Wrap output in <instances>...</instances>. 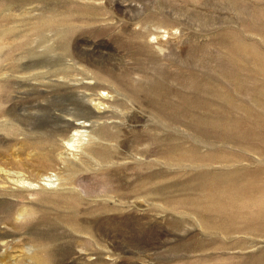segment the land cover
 <instances>
[{
	"label": "rangeland",
	"instance_id": "1",
	"mask_svg": "<svg viewBox=\"0 0 264 264\" xmlns=\"http://www.w3.org/2000/svg\"><path fill=\"white\" fill-rule=\"evenodd\" d=\"M65 69L111 85L94 98L133 109L125 120L122 106L85 99L130 126L113 163L88 153L111 144L94 118L67 116L87 126L62 136L57 166L44 161L40 131L27 138L23 107L45 103ZM151 126L181 136L184 164L175 148L146 157ZM85 159L69 179L64 160ZM163 170L166 194L136 189L141 178L159 187ZM207 172L222 180L202 192L195 182ZM231 194L247 201L233 213L195 206ZM0 264H264V0H0Z\"/></svg>",
	"mask_w": 264,
	"mask_h": 264
},
{
	"label": "bare ground",
	"instance_id": "2",
	"mask_svg": "<svg viewBox=\"0 0 264 264\" xmlns=\"http://www.w3.org/2000/svg\"><path fill=\"white\" fill-rule=\"evenodd\" d=\"M51 48H53V49H51L52 51L54 49H56L53 46ZM47 60L50 63H55L56 62V59H54L52 57L50 59H47ZM79 74H81V72H79L78 70H74V69L73 70L72 69H65V70H61V71L58 70V72H56L53 76H61L62 78H64V80L63 81H60L59 79H55L53 82H50V80H52V79H49L48 82L50 83V85H48L47 87L45 86V88H48L46 90L47 91L50 90V91H49L48 97L47 98H45V97L43 98L45 100V103H37L36 105L31 104V105H28L27 107H23V108H25V112H26L25 114H23L24 116L22 117V125H23L24 129L27 132V134L26 133L25 134H26V136H27L28 139L32 140V138H36V137H34V135L36 133V132H34L35 129L37 131H40V133L37 132L38 133V136L40 138V140H38V141H41V142L43 141V142L46 143V148H44L45 154L43 153L44 154L43 157L45 158L44 161L48 164V166H57L58 164H60L59 163V154H58L57 150L60 147V144H59L60 141L59 140L64 139L62 136H64L67 132H69L71 130L74 131L71 134V136H73L74 134L76 135V133L82 132V131H80L81 128H84V127L87 126V123L85 122V120L82 121V122L79 121V123H72V122L69 121V118H67V116H71V117L72 116H75V117H83V118H86L88 120L91 119V118L92 119L94 118V121H96V122L99 123V126H97L98 127L97 128V131L95 132L97 134V136L100 139H102V140H106V141L111 142V144L108 145V146L102 145L99 148H96V149L92 148V149H90L88 151V153L92 157H95V158H97L98 160H100V161H102L104 163L110 164V163H113L114 162V157H115L116 154H119V155L124 154L119 148L120 147H123V144L125 143L126 133L128 131H130V130H128L130 128L129 124L126 125L124 123V120L122 122H115V121L109 122L108 120L109 119H112V118H122L121 114L118 113V112H116L117 110H106V109L103 110V111H99V112H93V111H91V109L87 105L85 99L86 98L98 99L99 100L98 103L99 104H105V106L107 105L106 103L110 104V106L113 105V104H116V108H119V106H122L121 107V110L122 111L125 110V112L123 114L124 117H125V120H129V118H131L132 116L135 115L133 113V109L132 110L129 109L131 107H127V103H125V102H122L121 103L120 102V99L118 97H116L114 101H111L109 99L104 98L103 97L104 95L94 98L93 96L96 95L97 94L96 92L98 90H100V89H101V91H103V90H109L110 89L108 91L110 93L111 90H112L111 85H108L106 83L104 84V83H94V82L91 84V83H88V82L81 81L78 78V75ZM98 78L99 79H102V80L104 79L105 81H109L111 84H114V82H112L109 79H106L104 77L102 78V77H99L98 76ZM60 85L65 86V88H60L59 87ZM38 87H40V88H38ZM42 87H44L42 84L41 85H37V88H38L37 93L43 94V92H45V90H42ZM34 88H36V86ZM203 88H204V86H203ZM60 91H63L64 94H62L63 96L57 97L56 92H60ZM89 91H91V93H88ZM199 92H200V90H199ZM221 92L222 91L215 90V89L214 90L211 89L208 93H210L209 95H212L214 97H216V96L219 97V96H222V93ZM103 93L104 92H100V95L103 94ZM205 94H207V93H205ZM227 96H229V95H227ZM243 96H244V94H243ZM224 100H225V98H224ZM232 100H234V99L232 98ZM199 102H201V101H199ZM241 104L242 103H240V105ZM71 105L73 107H71ZM228 105H230V104H228ZM254 107H255V109L256 108H260L261 107L260 102L259 101H255ZM231 108H232V106H231ZM251 108H253V107H251ZM239 109H240V107H239ZM247 109H248V107H247ZM99 110H101L100 107H99ZM261 110H262V108H261ZM136 115H137V113H136ZM3 118H5V117H3ZM138 119H139V117H138ZM99 121H102V122H99ZM111 128L119 129V131L121 133H119L118 131H110ZM181 128H183V127L181 126ZM149 130H150V132H148L146 130L148 133L145 134L148 137L147 140L148 139H151V140H153L157 144H154V146H155L154 148L153 147L152 148L150 147V148H148L147 150L144 151L146 153V157L148 158L149 156H151V153H153V152L155 153L157 151L159 153H162V155H164L163 157H165V156L167 157V154L168 155L170 154L172 148L173 149L175 148V151L178 152V158H176V157H175L176 159L174 158V163H175V160L177 161V159H178L179 164H180L182 162V160H183V152L185 150V144L183 143V140L181 139V136L178 135V134L175 135V136H171L170 134L169 135H167V134L160 135L159 126H155V127L151 126V127H149ZM166 130H168V129H166ZM177 131H179V130H177ZM179 132H177V133H179ZM145 139H146V137H145ZM36 142L34 140V143H36ZM128 142H130V141H128ZM64 143H65V141H64ZM67 143H69V141H67ZM140 147L141 146H139L138 148H140ZM193 151H196V150H193ZM190 152L193 153L192 151H189V154H190ZM215 153H214V155H216ZM208 154H209V152H208ZM186 155H187V153H186ZM186 155H184V156L186 157ZM191 155H193V154H191ZM194 155H196V153ZM212 155H213V153H212ZM40 156H41V154L39 155V157ZM141 156H142V154H141ZM141 156H140V159H141ZM185 157H184V159H185ZM162 159H164V158H162ZM170 159H168V160H170ZM204 159H206V157ZM214 159H215V157H214ZM168 160L167 161L164 160L167 163V165H168V163H170V161H172V160H170L168 162ZM211 160H210V163L213 161V160L212 161ZM178 161H177V164H178ZM196 161H198V160H196ZM64 162H66V164H65V166H63V168L66 171L69 172L68 173V176L69 177L68 176L67 177L69 179H71V180L73 179V175L75 174V172H77L78 170H83V169H87L88 168V163H87L88 161L86 162V159L84 160L82 166H78L77 164L72 163L69 160H64ZM206 163H208V162H206ZM141 164H143V163H141ZM181 164H184V163H181ZM141 171H142V166H140V170L138 172L141 173ZM209 173L210 172H207V173L202 174L198 178V180L195 182V186H197L201 190L204 189L202 192L206 191L205 189L206 188H209L210 187L209 185L211 183H218V182H220L222 180V178L219 177L217 174L215 175V173H212V174H209ZM235 173H236V171L234 170V172H232V174L234 175ZM239 173L237 172L236 174H239ZM229 176H230V174H229ZM157 177L160 178V181H162V184L159 187L158 186L157 187H148L147 186V183L145 182V180L143 181V178H141L138 181V185H136V189L145 188V190H146V192L148 194H154V193H157V194H166V192L168 190L167 189L168 188V185L165 183L166 182V178H168L167 177V171H165V170L161 171L160 173H158ZM132 182H134V181H132ZM123 186H124V184H123ZM234 190L236 191L238 189H236V187H235ZM206 192H205V194H206ZM223 192H226V191H223ZM235 194H231V199H230V201L228 200V203H224L225 201L223 202L224 204L220 203V201H218L219 203H217V202H211L210 199H209V202H210L209 204L210 205L207 204L208 206H206V205H200L199 203H197V205H195V206L197 208L200 207L199 210L202 211L203 214H205L206 212H212V213L219 212V214L228 213V212L230 213V211L232 212V210H234V209L237 208V204H240L238 202L240 200H237L236 199ZM207 195L208 196H212V192L207 193ZM213 196H215V195H213ZM233 196H234L235 199H233ZM215 197H218V196H215ZM206 198H207V196H206ZM200 199H201V197H200ZM202 199H203V197H202ZM211 200H212V198H211ZM241 200H244V199L242 198ZM206 201L208 202V200H206ZM235 201H237L238 203L236 204ZM203 202H205V201H203ZM246 202L247 201H245V203ZM245 203L243 202L238 207L245 206L246 205ZM196 215H197L198 222H200L201 224H203L202 222H204V217L203 216L198 217V213H196ZM224 215H226V214H224ZM227 215H229V214H227Z\"/></svg>",
	"mask_w": 264,
	"mask_h": 264
}]
</instances>
